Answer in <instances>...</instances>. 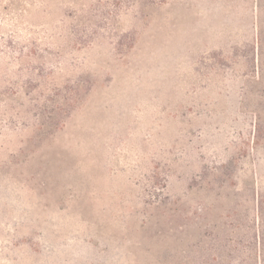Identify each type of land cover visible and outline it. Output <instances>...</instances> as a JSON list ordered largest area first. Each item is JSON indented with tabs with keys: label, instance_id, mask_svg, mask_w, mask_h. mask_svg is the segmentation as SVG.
<instances>
[{
	"label": "rangeland",
	"instance_id": "rangeland-1",
	"mask_svg": "<svg viewBox=\"0 0 264 264\" xmlns=\"http://www.w3.org/2000/svg\"><path fill=\"white\" fill-rule=\"evenodd\" d=\"M0 264H264V0H0Z\"/></svg>",
	"mask_w": 264,
	"mask_h": 264
}]
</instances>
